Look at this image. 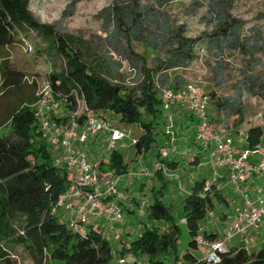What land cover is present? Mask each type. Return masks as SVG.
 <instances>
[{
    "label": "trees",
    "instance_id": "16d2710c",
    "mask_svg": "<svg viewBox=\"0 0 264 264\" xmlns=\"http://www.w3.org/2000/svg\"><path fill=\"white\" fill-rule=\"evenodd\" d=\"M27 4L28 0H0V48L11 46L23 26L41 32L47 30L32 19ZM239 25L228 15H219L213 46L219 50L225 46L241 49L247 54L245 43L239 39ZM57 40L59 54L66 65L62 73L49 77V87L55 100L62 102L68 113L83 107L80 121L86 113L98 115L108 112L118 116L123 123L138 124L143 134L135 139L134 147L138 153L148 150L153 142V123L147 118L155 119L161 110L152 70L142 68L144 82L139 95H136L129 87L110 82L100 70L83 62L76 51L67 48L62 38ZM175 40L177 47L167 61L169 68L190 62L196 44L182 34H178ZM2 74L3 86L7 89L21 87L24 82L22 73L13 70L7 61L3 63ZM243 76L235 98L223 101L213 93L210 97L222 115L220 124L228 128L241 121L243 97H258L264 101V75L244 71ZM37 100L34 96L29 97L0 121V128L7 124L10 128L6 135L0 136V264H19L12 253L15 247H21L32 264H113L112 246L97 229L86 226L83 234L74 232L52 213L68 190L71 179L63 167L54 164L44 141L34 138L36 145L40 143L36 147L31 140L30 131L38 121L36 110L32 109ZM262 136L261 127L249 128L245 139L247 149L257 148ZM110 167L117 174L124 171L121 156L116 152L111 153ZM221 200V195L213 186H207L205 180L196 181L191 186L182 208L190 237L189 250L179 260L174 256L169 262L165 261V257L176 250L179 228L172 222L169 209L159 200L149 206L147 217L150 222L169 223V228L165 231L157 227L146 228L122 254L145 255L149 264H176L178 261L207 264L190 250L199 248L196 242L199 234L209 243L218 240L214 233L201 232L200 224L212 211L215 202ZM215 264H264V245L252 252L230 248L220 254V262Z\"/></svg>",
    "mask_w": 264,
    "mask_h": 264
},
{
    "label": "rangeland",
    "instance_id": "374dc122",
    "mask_svg": "<svg viewBox=\"0 0 264 264\" xmlns=\"http://www.w3.org/2000/svg\"><path fill=\"white\" fill-rule=\"evenodd\" d=\"M27 9L32 19L47 30L41 32L23 26L11 46L0 48V121L29 97L39 100L48 91L49 77L64 71L66 62L57 48L58 37L65 41L69 50L76 51L83 62L100 70L107 80L129 87L136 95L144 82L142 68L152 70L158 93L162 88L178 89L192 83L209 98V104H212V93L223 101L235 98L244 71L264 75V0H28ZM221 14L239 22L238 35L246 45L247 54L241 49L225 46L219 50L213 46L214 29ZM178 34L196 41L192 60L169 68L167 61L177 47L175 37ZM5 61L13 70L22 73L21 87L7 89L3 86ZM37 102L32 106L33 110L38 109ZM59 103L60 109L56 113L43 115L51 128L55 127L58 116L65 117L66 122L70 117L65 105ZM102 115L101 118L106 121L110 118V124L125 134L116 145L126 144L133 151L132 137L143 134L139 125L123 123L118 116L108 112ZM253 118L263 130L260 143L264 146V103L258 97H247L243 99L241 119L246 123ZM37 120L30 131L31 140L44 141L51 156H55L54 164L59 166L57 160L61 151L50 144L49 135L41 130L42 119ZM9 130L8 124L0 128V136ZM34 144L37 147L40 143L36 145L34 141ZM217 209L228 211L223 205H218ZM211 212L200 226L223 239L224 228L222 230L221 225L213 223L215 218ZM129 219L123 212L122 222ZM177 226L179 235L175 253L179 254L189 250L190 237L185 223ZM149 227L148 224L146 228ZM100 233L113 249L116 244L113 236L103 229ZM238 239L235 236L229 240L227 248L243 246ZM203 249L202 255L207 253L208 247L203 246ZM192 252L200 257L198 251ZM12 253L19 264H32L21 247H15ZM170 257L173 258L174 253ZM170 257H165V261L169 262Z\"/></svg>",
    "mask_w": 264,
    "mask_h": 264
},
{
    "label": "crops",
    "instance_id": "0c3cea01",
    "mask_svg": "<svg viewBox=\"0 0 264 264\" xmlns=\"http://www.w3.org/2000/svg\"><path fill=\"white\" fill-rule=\"evenodd\" d=\"M247 97L250 96H245L243 99ZM250 98L256 99V97ZM262 102L264 103V101ZM168 115L172 117L174 124V130L171 135L166 134ZM207 115L211 122L220 124L222 115L215 109L213 104L208 105ZM98 116L101 117L103 115L99 113ZM64 118L58 116L55 120V127L64 124ZM107 120L109 125L112 126L110 124L111 119ZM147 120L153 123V142L148 150H143L140 153L136 152L132 141L137 137H132L131 140L134 147L133 151L126 144L117 146L116 143L118 141L111 143L109 133L107 132L101 134L96 139L89 138L85 144L81 146L77 145L75 149L76 151L84 150L87 153L89 161L98 163L101 171L111 173L114 176H120L119 186L127 195L126 200L121 203V207L124 214L130 217L129 220L115 223L111 232H108L109 222L102 217L91 218L87 225V227H93L99 232L103 229L108 235L113 236L116 242L113 247V264H118L119 260L123 261L122 264H149L148 259H145V255L122 254V251L129 249L130 243L146 229L148 224L150 227H157L161 231L169 228V223L149 221L147 217L148 208L155 200L161 201L169 209L174 224L185 223L182 213L183 200L191 186L199 179L205 180L207 186H213L222 197L221 201L215 202L214 209L210 214L215 218L213 223L216 222L221 225L224 231L230 222L235 207L264 192V175L252 174L244 180L232 184L229 182V168L214 166L212 147L196 141L195 134L198 121L190 110L181 106H175L170 112L167 113L160 110L155 119L147 118ZM255 123L258 122L254 118L248 120L246 123L242 122L241 119L238 124L229 128L233 138V148L237 156L242 150L247 149L245 141L246 133L249 128L259 126V124ZM252 124L255 125L253 126ZM112 127L116 128L115 126ZM140 129L142 130L141 127ZM46 134L49 135L48 133ZM258 147L264 149L261 143ZM119 148L122 150H119ZM112 152H116L121 156L124 167L123 173L117 174L110 167ZM54 157L52 156L53 160L55 159ZM260 159V155L252 154L249 156L248 162L256 164ZM218 205L225 206L228 211L220 209L219 212L217 209ZM76 207L77 203L74 204L73 211L60 208L56 211L55 215L60 221L68 223ZM209 222L208 220L207 223ZM200 229L201 232L214 233V231L209 232L207 227L200 226ZM216 235L217 239H220L218 234ZM250 237L252 243L249 249H257L264 237V222L258 230L250 233ZM238 243L240 244V239H238ZM230 248H242V246ZM201 250H204L203 246H199L196 250L200 253V257L195 256L192 250L190 252L200 260L203 258ZM184 252H180L179 254L173 253L179 260ZM172 259L170 257L169 261Z\"/></svg>",
    "mask_w": 264,
    "mask_h": 264
},
{
    "label": "built area",
    "instance_id": "2783aa9c",
    "mask_svg": "<svg viewBox=\"0 0 264 264\" xmlns=\"http://www.w3.org/2000/svg\"><path fill=\"white\" fill-rule=\"evenodd\" d=\"M159 98L160 108L164 112H170L175 106L191 111L198 121L196 141L212 147L214 166L229 168L230 183L240 182L252 174L264 175V149L259 147L253 150L244 149L237 156L229 128L222 124H215L208 118L209 99L197 85L189 83L180 89L162 88L159 90ZM37 104L35 116L37 119H42L40 128L49 134L50 144L59 147L61 154L57 164L63 167L71 178L68 190L58 200L52 213L55 214L60 208L73 211L74 204L77 203L76 210L67 223L70 230L83 234L91 218L102 217L109 222L108 232H111L115 223L122 222L121 203L127 198L126 193L119 186L120 176L101 171L98 163L89 161L84 150L76 151L75 149L77 145L85 144L89 138L96 139L105 132L109 133L111 143L120 141L125 137L124 132L110 126L106 120L92 113H86L80 121L83 114L81 106L70 113L66 123L51 128L50 123L42 115L44 112L56 113L60 109V103L51 94L50 87ZM173 130V120L168 115L166 134L171 135ZM132 142L134 144L136 141ZM252 154L260 155L261 159L258 163L248 162ZM263 222L264 192L234 208L223 239L209 243L200 234L197 236V244L208 247L202 259L207 264L220 262V254L228 250L226 243L235 236L239 237L240 243L243 244L242 248L248 251L252 243L250 233L258 230ZM260 245H264V237ZM122 263V260L118 261V264ZM176 264L183 263L178 261Z\"/></svg>",
    "mask_w": 264,
    "mask_h": 264
}]
</instances>
